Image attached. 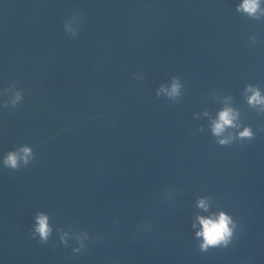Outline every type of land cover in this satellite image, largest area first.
Here are the masks:
<instances>
[{
  "label": "water",
  "instance_id": "obj_1",
  "mask_svg": "<svg viewBox=\"0 0 264 264\" xmlns=\"http://www.w3.org/2000/svg\"><path fill=\"white\" fill-rule=\"evenodd\" d=\"M242 3L0 0V264H264V14ZM220 212L232 236L202 252Z\"/></svg>",
  "mask_w": 264,
  "mask_h": 264
},
{
  "label": "clouds",
  "instance_id": "obj_2",
  "mask_svg": "<svg viewBox=\"0 0 264 264\" xmlns=\"http://www.w3.org/2000/svg\"><path fill=\"white\" fill-rule=\"evenodd\" d=\"M238 11L247 13L250 16L257 17L258 11L264 14V9H260V0H243L237 8ZM258 18V17H257ZM68 29V25L65 26ZM180 84L178 80L173 78L170 90L161 85L160 91L167 92L170 96H176L179 94ZM246 92H251L248 96V103L251 106L261 105L264 106V96L261 95L258 87L248 85L245 89ZM159 95V92L157 93ZM21 99L19 92L15 94V99L12 100V104L15 105ZM237 113L231 108L223 109L219 115L218 119L213 122L212 131L215 135H221L228 127H239L235 124ZM264 131V128L261 129ZM253 132L250 127H245L243 131L238 133L241 139H252ZM229 141L227 139L220 140L219 143L226 144ZM34 159V153L32 148L29 146H22L16 150H11L6 153L3 159V164L5 168L11 169L13 171H19L23 165L26 168L32 163ZM198 206L207 210V203L204 199L198 201ZM199 223L201 225V230L196 233L198 238H202V243L199 248L200 251L206 252L210 247H219L221 245L227 246L233 232V223L231 217L224 212H220L218 216L215 217H198ZM52 229L48 224L47 215L40 213L36 217V226L33 232V239L35 235H39V243L47 244L49 242V237L51 235ZM61 242L67 246V242L64 236H61ZM83 247V245H81ZM80 248L73 249V252L79 253Z\"/></svg>",
  "mask_w": 264,
  "mask_h": 264
}]
</instances>
